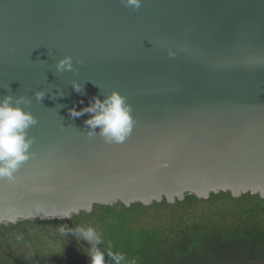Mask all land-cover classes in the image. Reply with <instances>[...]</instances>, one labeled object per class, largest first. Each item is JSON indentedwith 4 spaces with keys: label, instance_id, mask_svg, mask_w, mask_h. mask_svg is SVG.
I'll use <instances>...</instances> for the list:
<instances>
[{
    "label": "water",
    "instance_id": "water-1",
    "mask_svg": "<svg viewBox=\"0 0 264 264\" xmlns=\"http://www.w3.org/2000/svg\"><path fill=\"white\" fill-rule=\"evenodd\" d=\"M114 92L134 121L122 143L87 123ZM7 97L36 123L29 159L0 179V226L264 197V0H0Z\"/></svg>",
    "mask_w": 264,
    "mask_h": 264
},
{
    "label": "trees",
    "instance_id": "trees-1",
    "mask_svg": "<svg viewBox=\"0 0 264 264\" xmlns=\"http://www.w3.org/2000/svg\"><path fill=\"white\" fill-rule=\"evenodd\" d=\"M96 252L102 264H264V197L187 194L0 226V264H94Z\"/></svg>",
    "mask_w": 264,
    "mask_h": 264
},
{
    "label": "clouds",
    "instance_id": "clouds-1",
    "mask_svg": "<svg viewBox=\"0 0 264 264\" xmlns=\"http://www.w3.org/2000/svg\"><path fill=\"white\" fill-rule=\"evenodd\" d=\"M140 0H127L128 5L139 7ZM71 68V58L64 57L59 61L58 68ZM42 93H37L39 99ZM11 98L0 102V179H14L13 172L21 163L29 159L27 149L30 141L25 140V129L35 124V118L18 106H12ZM19 103V102H18ZM100 111L87 121L93 127L102 126L103 134L109 142L122 143L131 134L134 121L130 115L131 109L126 106L124 99L118 93H113L106 104L99 105ZM89 111H94L89 108ZM79 115V113H73ZM123 259V256H120ZM94 264H102V255L96 252Z\"/></svg>",
    "mask_w": 264,
    "mask_h": 264
}]
</instances>
